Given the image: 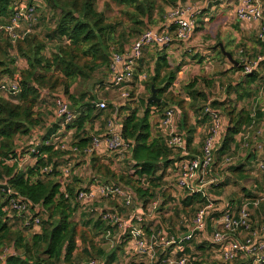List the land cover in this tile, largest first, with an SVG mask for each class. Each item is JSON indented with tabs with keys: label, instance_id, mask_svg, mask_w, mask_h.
Here are the masks:
<instances>
[{
	"label": "trees",
	"instance_id": "trees-1",
	"mask_svg": "<svg viewBox=\"0 0 264 264\" xmlns=\"http://www.w3.org/2000/svg\"><path fill=\"white\" fill-rule=\"evenodd\" d=\"M17 1L23 0H0V27L9 24ZM33 1L29 0L31 3ZM44 1L47 8L55 14V18L57 17L55 26L49 30L47 40L42 39L35 31L40 22V10L37 23L32 28L33 31L23 39L13 43L4 31L0 32V78L16 80L20 87L19 94L10 97L11 99L0 96V264H75L78 258L82 260L90 258L87 262L89 264L92 259H95L94 254L99 258V264H116L126 250L127 235L120 233V241L117 243L119 246L117 245L109 252L92 246V242L88 244L79 224L73 219L78 208L76 194L79 191H76L78 185L75 183L80 180L73 177L72 182H69L68 179L65 192L62 191L64 179L58 170L60 166H63L60 160L65 159L64 163H70L76 155L56 151L53 146L42 145L38 148L40 155L36 157V163L25 171L20 170L19 163L28 153L22 147H17V140L20 137L29 136L41 125L42 119L38 116L36 108L42 92L52 93L63 90L60 96L72 103L77 118L68 126V129L76 130L77 140L74 141V145L80 149L86 147L92 138L87 132L86 125L103 116L108 109H112V112L117 113L120 119L123 138L132 145L129 152L133 164L132 170L115 171L112 163L105 162L97 152L84 162L95 178H99L106 184L122 186L130 190L138 207L145 214L152 213L149 205L158 199L157 192L161 190V184L167 172L171 167L177 168V164L183 159V150L177 149L181 151L182 156L177 155L175 153L177 150L166 144L165 137L161 133L154 136L151 118L158 112L163 115L169 107L176 108L180 115V134L186 137L188 152L194 142L196 128L190 125L189 110L195 105L188 104L185 98L171 91L181 66L172 68L166 55L156 61L154 73L147 77L146 85L150 94L152 88L156 90L161 102H148L149 97L141 100V104L146 106L142 115H139V106H132L133 103L132 105L124 104L121 108H114L110 104L102 110L94 105L95 102L97 103L96 97H92L89 93L87 95V92L77 95L73 88L79 81H89L97 71L107 68L109 70L111 47L119 46L118 51L124 52L127 50L125 48L127 44L133 42L146 30L153 28L157 23L156 17L163 20L167 10L186 0H106L105 11H98V0ZM111 3L119 8V14L112 19V22L106 14V11L111 8ZM50 43H56V49L47 56L45 51ZM261 44L264 48V44ZM13 48H17V56L12 55ZM231 54L233 55L232 52ZM261 54L264 55V50ZM19 59L25 61L23 68L18 67ZM231 70L243 72L244 66L241 63L239 66L232 65ZM260 79L261 73L257 70L245 74L241 81L228 87L227 93L235 95V101L226 99L222 102H211L212 108L221 111L228 119L224 137L215 156L223 157L230 153L237 137L245 134L247 129L253 127L256 121L263 117L260 111L253 115L245 106L239 107V103L255 96L253 85ZM201 80L204 81V79L195 78L184 88L194 101L205 98L196 90ZM132 87L130 99L137 91L134 85ZM152 108L158 109L157 112L152 114ZM200 108L196 113L202 111L204 119L210 122V114L205 112V107ZM80 131H83L84 135L81 136ZM51 135L50 131L47 135H41L39 139L44 142L51 139ZM9 161H15V163L9 165L7 164ZM47 167L51 168V172L44 173ZM241 171L243 172V167H235L232 172ZM159 172L161 174L157 175ZM184 193H186L183 201L185 208L193 210L207 204V200L201 194L189 195L187 191ZM16 196L28 199L46 213L47 219L42 221L40 232L31 234L29 229H22L18 223L14 225L11 223L8 213L4 212L3 208ZM165 196L166 194L163 193V197ZM74 201L76 203H73ZM167 205L168 202L164 201L158 207L159 209L153 211L161 212ZM260 210L264 211V203L261 204ZM160 216L166 222L165 217ZM143 220L149 222L145 217ZM153 224L150 221L148 227L143 226V231L148 237L156 233ZM105 225L101 220L94 222L92 229L89 224H85L90 228L89 233L93 236L108 230L115 234L117 228ZM173 228L176 231L175 227ZM186 230L188 233L190 226ZM160 231L161 227L158 225L157 232ZM78 239H81L85 246L81 255L77 253ZM192 241L181 243L183 252L180 256L189 252L186 247ZM7 247H12L17 254L3 257L4 249ZM199 249L205 251L206 247L199 245ZM193 264L203 263L196 261Z\"/></svg>",
	"mask_w": 264,
	"mask_h": 264
},
{
	"label": "built area",
	"instance_id": "built-area-1",
	"mask_svg": "<svg viewBox=\"0 0 264 264\" xmlns=\"http://www.w3.org/2000/svg\"><path fill=\"white\" fill-rule=\"evenodd\" d=\"M238 1L235 10L238 21L252 25L257 31L258 40L264 44L263 0ZM42 5V0H34L32 3L29 0L15 2L14 13L9 24L1 26L0 32L4 31L13 43L18 39H23L33 31L32 28L37 23L38 12ZM198 15L197 7L178 4L166 14L165 19L168 23L165 26L160 29L150 28L146 30L131 43L125 52L113 51L109 65V86L117 90L123 99H130L136 70L144 58L145 51L147 49L165 48L176 41L189 45L196 35ZM259 63L260 59L258 58L256 62L242 64L244 66L243 74L252 73ZM146 78L147 76L144 75L143 80ZM19 92L20 87L16 80L7 77L0 78V96L12 98ZM55 104L56 117L63 127H68L77 118L71 103L63 96H58L55 98ZM96 106L102 110L107 108L106 102H99ZM154 112H157L156 108L152 114ZM205 112L210 114L209 128L203 140L201 152L196 156L188 154L186 137L181 135L179 130L180 115L177 109L169 107L159 118V129L165 137L166 144L172 149L183 150V159L176 168V187L181 191H187L189 195L201 194L207 200L206 205L197 209L190 225V231L180 237V242H175L172 237H166L162 231L150 237L146 236L143 231V218H147V215L138 206L129 214L127 220H124L117 209L105 210L101 213L100 220L102 222L111 228H119L123 235H127L126 251L135 257L148 259L150 263L147 260L146 264H193L197 261L195 258L187 255L178 256V253L174 255V251L167 253V250L172 245H176L182 250L181 243L192 241L196 234L203 236L209 243L217 245L220 248V259L224 262H232L242 255L243 258L250 259V264H264V237L260 236V231L264 233V227L256 228L250 209L251 205L254 208L260 207L261 203L264 202V197L233 208L225 201L211 199L206 193V181L213 180L211 177L213 166L216 163L215 154L224 137L227 119L221 111L212 108L211 102L206 104ZM259 134L262 133L258 132L257 135ZM39 138H34L28 143L27 146L30 145V148H27L28 155L19 163L20 170L24 168L28 160L36 159L40 155L38 148L42 145L53 146L56 151L75 154L73 161H78L79 158L86 160L103 149L111 153L130 152L132 147L123 138L121 123H119L118 118L115 119L114 117L108 121L105 132L102 135L93 136L90 143L83 149L74 145L72 139L63 140L59 137L55 139L51 137V139L43 142ZM247 139H249L248 133L245 135V140ZM258 148H262V146L258 144ZM225 162L231 164L232 159L226 157ZM253 167L264 173V161L254 160ZM72 169V161L59 167L58 170L61 172L64 181L68 182ZM49 172H51V168L44 169V173ZM62 191L65 192L64 187ZM76 198L79 203L85 204V206L98 199L120 201L124 208H131L136 202L130 190L122 186L100 184L99 182L87 190L78 191ZM159 206V200L156 199L149 205V209L153 211ZM38 208L28 199L16 196L9 200L3 211L8 213V218L13 225L18 223L22 229H29V233L34 234L40 232L42 226L40 217L42 214L37 211ZM209 222L213 227V232L210 235ZM124 229H126L125 234ZM112 233L111 230H108L107 237L112 236ZM160 248L162 249L159 250ZM157 252L162 254L159 261L155 260ZM16 254V252L5 254L3 257ZM89 264H99V261L92 259Z\"/></svg>",
	"mask_w": 264,
	"mask_h": 264
},
{
	"label": "rangeland",
	"instance_id": "rangeland-1",
	"mask_svg": "<svg viewBox=\"0 0 264 264\" xmlns=\"http://www.w3.org/2000/svg\"><path fill=\"white\" fill-rule=\"evenodd\" d=\"M42 1L44 2V4L41 6V9H40V22H39L38 26L36 27L35 31L40 35V37L42 39L44 38L47 40V36L50 33L49 30L55 26L57 17L55 18V14L50 9L47 8L45 1L44 0H42ZM180 3L182 5H190L192 7L198 8L199 15H198L197 24H196L197 25L196 26V34L201 28L210 27L208 31L206 30L207 31V33L205 34L206 37H213L216 34L218 35L217 37H221L223 35V33L224 34L227 33L228 34V35H226L227 39L226 38L225 39H226V41L230 40L231 35L229 34V32L227 30H224V29L226 27H234L236 24L235 20H233V19L230 20L227 16H224V15L218 13V14H216V16H214L208 22H205L206 18L204 17V15H206V13H209L208 12V10H209L208 5L211 2H206L205 0H197V1L186 0V1H183ZM105 4H106V0H98V2H97L98 11H105ZM263 4H264V0H263ZM211 5H213V4H211ZM172 8H170V9H172ZM106 14H107V17L109 18V21L112 22V19L114 17L118 16L119 8L116 5H114L113 3H111V8L106 11ZM120 30H122V28H120ZM230 30L232 31V29H230ZM252 30H253V28H252ZM241 37H242V35H239V38L237 39V43L230 45V47L232 48L231 52L233 53V55H232L233 58L243 65L245 63L256 62L258 59V56L254 57V55L252 54L253 50H251L250 47L248 46V42H245L244 38L241 39ZM252 37H253L251 39L252 43H256L255 35L252 34ZM216 39H218V38H216ZM219 40H220V38L218 39V41ZM49 42H51V41H49ZM131 42L129 44H127L125 46V48L128 49L131 45ZM55 45H56V43H53V44L50 43L48 45V49L45 51L47 56H50L52 54V52L55 51V49H56ZM215 45L217 47V43ZM114 48L117 50H115ZM118 50H119V46L111 47L110 56H111V53L113 51H118ZM11 52H12L13 56L18 55L17 54V48H13V51H11ZM17 61H18V67L23 68V66L25 65V61L23 59H19ZM206 65L208 67H210L208 65V63ZM139 67H140V65H139ZM257 67L258 66H256V69H257ZM210 69L213 73H219V71H218L219 67L217 65H214V68L210 67ZM144 70L145 71L143 74H146L147 77L149 78L152 75L151 68L147 67ZM229 71L231 72V74L228 75L229 76V83L231 81L236 82L237 76H236L235 71H233V70H229ZM95 74L89 81H79L75 85V88H73L74 93L77 95H80L81 93L87 92V95L89 93L92 97H96L98 102H100L101 100H103L102 102H106L108 100V99H105V96L103 98V94H102V96H100L101 92L102 93H110L111 98L114 97V99H115V95L118 98L119 95L114 92V89L109 87L108 84H105V81H107L106 79H105V81L101 82L105 77L106 78H108V76L110 77V72H109L108 68L104 69L102 71L99 70ZM234 76H236V77H234ZM148 78H147V80H148ZM205 80L207 81L206 78L204 79V81ZM202 82H203V80H201L200 84H202ZM139 84L141 85V87H143V89H142L143 94H141L142 98L140 99V97L138 96V93L136 91L137 94H135V96L132 99L138 98V100L141 101V100L145 99L146 97L150 98L151 94L147 90V85H146L147 81L144 80L142 83H139ZM133 85L136 86V84H133ZM263 86H264V82L261 81V85L258 86L259 90H261V87H263ZM109 88H111V89H109ZM184 88H185V86H182V88L178 87L177 90H175V87H174V89H173L174 92L173 91L172 92L175 95H180L182 97L185 94ZM132 89H133V87H132ZM62 92H63V90L60 92L57 91V92H52V93L42 92L38 105L40 104L41 109H43V110L41 112L36 110V112L38 113V116L41 117V119H42L41 125L44 123V118L45 119L55 118V116H56V114H55V110H56L55 98L62 95ZM131 92H132V90H131ZM263 92H264V90H263ZM263 92H261V93H263ZM213 95L217 98H220V96H221L220 92L217 90L213 92ZM7 99H11V98H7ZM99 99H101V100H99ZM132 99L125 101V100L120 99V97H119V100L121 101V103L125 102V104H128V105H132V103H134L133 101H131ZM210 102H212V101H210ZM106 104L109 105L107 102H106ZM71 105H72V103H71ZM142 106H144V105L142 104ZM240 106H242V105H239V107ZM204 107H202V108H204ZM72 109H73V107H72ZM161 115L162 114L160 112L153 115V117L155 119V121H154L155 125L154 126L158 128V131L160 133H161V131L159 129V122H160L159 118L161 117ZM226 119H227V117H226ZM227 121H228V119H227ZM38 127L35 128L29 136L18 138L17 147H20V148L22 147L23 149H25V151H27V148L28 149L30 148V145L27 146L28 143L33 141L34 138H39L41 135L45 134ZM256 132H257L256 129H253V128L247 129L246 133L242 134V136L246 135L247 133H250V134L255 133L256 134ZM258 132L262 133L261 130H258ZM255 136L251 137L250 139H247V140L241 139L240 140L241 147L237 152L234 149H232V151L230 153H227L223 157H219V156L217 157V155H216V163H215L216 166H214V168H213V173H212V177H211L212 179H216V180H214V183L212 185H206V193L210 196L211 199L217 200V198L215 196L216 195L215 192L219 191L221 194L224 192L225 193L224 198L227 200L225 202H227V203H230L228 201L236 202L238 204L233 205V206H235V208H238L239 206H241L245 203H252V202L258 200L260 197H264V173L260 172L255 167H253V163L247 165L246 160H245V155L248 154L250 151H252V148H253V146H256V143H258L259 145L262 146L261 149L260 148H257V149H260V150L264 149V135L259 134L256 137ZM179 151L180 150H177L175 153L177 155H180L181 151L180 152ZM114 153L118 154L119 156L122 157V160L118 166H116V167L112 166L115 169V171L122 172V171L132 170L133 164L131 163L129 151H119V152H114ZM181 156H182V154H181ZM226 157H229L232 159L231 164L225 162ZM218 158H220V160H218ZM14 163H15V161L7 162V164H9V165H13ZM72 165H73V163H72ZM79 166H81V165L79 164ZM79 166H76V167H79ZM29 167H32V164L28 162L24 165V168L22 170L25 171ZM235 167H243V172L241 171L238 173H233L232 171H233V169H235ZM74 169H76V168H74ZM87 171L88 170H85L84 173H87ZM175 172H176L175 168L173 169V167H171V169L166 174V178L164 179V181L161 184V190H158V192H157V195H159L158 196L159 204L161 205V203H163L164 201H167L168 205L165 206L161 212L155 213L154 211H151L152 213H147L148 215L147 214L146 215H147V217H156V216L163 215L166 219V222L163 221L164 224L167 227L172 228L173 230H174L173 227H175V229L177 231L176 232L174 230L175 233L177 235L179 234L178 237H182L183 235L186 234V231H187L186 228L192 224L193 219L195 217V213L199 207H196L192 210L190 208H185L183 206V201L185 199L186 193H184V191H181V190H178L177 188H175V183H174L175 179H176V173ZM160 174H161V172H159L157 175H160ZM92 175H94V174L92 173L91 177H88L87 180H83L84 178H81V179L78 178L80 181L78 183H75L78 185L76 191L88 189L87 187H88V185H90V183H98L99 182L100 184H102V183L106 184V183L102 182L99 178H95V175L94 176H92ZM72 176L69 178V182H72L71 181ZM45 177L48 178V176H45ZM206 183H207V181H206ZM86 184H87V186H86ZM62 185L64 188H66V186L68 184L66 181L63 180ZM163 193L166 194L165 197H163ZM254 197H256V198L254 200H251V198H254ZM237 198L240 199V200H238V202H237ZM73 203H76V201H74ZM217 203H220V202H217ZM263 203L264 202H262L261 204H263ZM136 206H138L137 202H135L131 208H124L122 206V204L120 203V201H113L111 199H108V200L98 199L93 203L87 204V206H85V204L78 202V208H77V211H76L73 219L77 224H79L80 229L82 231V234L85 236L88 244L90 242H92V246H96L102 250H105L106 252H109L112 249H114L115 247H117V245H118L117 243H119L118 241H120V236H119L121 233L120 229L117 228L115 234L112 233V236L110 235L109 237H107V232H105V231H102V232L99 231L100 233H98V234L96 233V236H93L92 234L89 233L90 228L91 227L94 228L93 227L94 222L100 221L101 213L105 210L111 211L113 209H117L121 213L124 220H127L129 214L133 211V209H135ZM250 209H251L253 221L255 223L256 228L261 229L262 227H264V211L262 212L260 210V207L254 208L253 205L250 206ZM37 211L41 212L42 215H40V217H41L42 221L47 219L46 213L42 209L40 210V208H38ZM150 221L151 220H149V222ZM149 222H146L144 220L143 226L148 227ZM152 222L154 223L153 229L156 232L155 234L159 233V232H157L158 231V225H160L159 222L158 221H152ZM85 224H89L90 228L86 227ZM161 231H162V228H161ZM212 232H213V227L211 226V227H209V235ZM162 233H163V231H162ZM260 236L264 237V233L261 231H260ZM168 238H170V236H168ZM81 239H78L79 249H78L77 253H79V255L83 254L82 251L85 248ZM188 245L189 246H187L186 248L189 250V252L185 253V255L191 256L192 258H195L198 262H202L203 264H248L250 262L249 258H243L242 255H240L238 258H236L232 262H224L223 260L220 259V256H219L220 255V248L217 245L211 244L208 241H206L204 239V237L201 235L196 234L194 236V240L192 241V243L188 244ZM199 245H205L206 250L205 251H204V249L200 250ZM174 247H175V249H177L176 245L175 246L172 245V247H169V249L167 250V253L173 252ZM161 249L162 248H160L159 250H161ZM6 250H8V251L6 252ZM176 251H178V252H176L174 255H176L178 253V256H180V253L183 252V249L182 250L177 249ZM15 252L16 251L12 247H7L4 249L3 255L15 253ZM157 253L158 254H156L155 260L159 261L162 258V254H161V252H157ZM93 257L99 261V258L95 254ZM93 257H91V258H93ZM78 259H79L78 261L74 262L75 264H88L87 262L90 258H87L84 260H82L80 258H78ZM147 260L148 259H145V258L135 257L132 254L128 253L126 250H124V253L120 256V259L116 264H143V263L146 264ZM141 261H144V262H141ZM148 263H150L149 260H148Z\"/></svg>",
	"mask_w": 264,
	"mask_h": 264
},
{
	"label": "crops",
	"instance_id": "crops-1",
	"mask_svg": "<svg viewBox=\"0 0 264 264\" xmlns=\"http://www.w3.org/2000/svg\"><path fill=\"white\" fill-rule=\"evenodd\" d=\"M205 1L211 2L208 5L209 13H206V15H204V17L206 18L205 22H208L218 13L224 16H227L230 20L233 19L236 21V22L234 21L236 23L234 27H226L224 29V30H227L229 34L231 35L230 40L226 41L227 39L226 35H228L227 33L225 34L223 33L221 37H217L218 36L217 34L214 35L213 37H206L205 34L207 33L210 27L208 28L203 27L197 32V34L194 36L193 40L189 43V45L182 44L176 41L170 46L165 47V48L147 49L145 51L143 60L139 63L140 67L139 65L137 67L136 80H135L136 86L134 85L137 89L138 96L141 99L142 98L141 94H143V91H142L143 87H141L139 83H142L144 81L143 76L146 75V74H143L145 71L144 69L147 67L148 68L150 67L152 70L151 72L153 74L156 61L163 55L167 56V59L172 68L181 66V71L178 74L177 80L174 86L171 88V91H173L174 87H175V90H177L178 87L182 88V86H188L190 82H192L195 78H200V79L206 78L207 79V82L203 81L202 84L199 83L196 88V90L202 93L206 99L204 98L203 100L201 99V100L194 101L192 100L191 96L188 95V93L186 92L184 96H182L188 101V104L195 105L194 108L192 109L190 108L189 110L190 125L196 128L195 133H194V142L191 146L192 151L189 150L188 152L190 156H196L200 154L203 140L209 128V121L204 119V116L201 113L202 111L197 112V113L196 111L200 107H204L206 103H209L210 101L222 102V101H225L226 99H231V101H235V95L233 94L229 95L227 93V90H228L229 85H235L236 83L241 81L244 77V74L242 71H235L236 76H237V77L234 76L236 77V82L231 81L230 82L231 84H230L228 75L231 74L229 70H231L233 64L228 60V58L224 54H222L223 55L222 56L219 51H221L220 45H222L225 51L231 53L232 48L230 47V45L237 43V39L239 38V35H242L241 39L244 38V41L248 42V46L250 47L251 50H253L252 54L254 55V57L258 56V58L260 59V63L256 70L261 73L260 81L255 83V85H253L255 96L251 99L244 100L243 102L239 103V105L245 106L248 110H250L253 113V115L258 113V111H260V113L263 114V117L260 120L256 121V124L252 127L253 129L257 130L256 134L248 133L249 139L251 137H254L255 135L257 136L258 130H261L262 135H264V92H263L264 86L261 87V90H259V87H258L259 85H261V81L264 82V55L262 56L261 54L264 48L261 42L257 38V31L252 25L238 21L236 14H235V10L239 3L238 0H205ZM168 12L169 10H167L166 14ZM165 16L163 20H161L159 17H156L155 20L157 23L153 26V28L160 29L163 26H165L168 23L165 19ZM230 29H232V31ZM252 34L255 35L256 43H252L251 41V39L253 38ZM216 38L218 39L220 38V40L218 41V39ZM216 43H217V47L215 45ZM207 63L211 68H214V65H217L219 67L218 69L219 73H213L210 67L206 65ZM105 79L107 81H105ZM102 81H105V84H108L109 86V76L108 78H104ZM216 90L220 92V95H221L220 98H217L213 95V92ZM114 92L119 95L120 99L125 100L120 96V93L117 90L114 89ZM100 94H101L100 96H102L103 94V98L105 96V99H108L107 101L106 100L105 101L109 105L112 104L114 108H121V106L125 104V102L121 103V101L119 100V97L117 98L116 95L114 99V97L111 98L110 93L101 92ZM102 101L103 100H101L100 102ZM131 101L134 102L132 106H135V105L139 106V109H140L139 115H142L144 110L146 109V106L145 105L142 106L141 101H139L138 98L132 99ZM97 103L99 102L97 101ZM97 103L95 102V106ZM152 109L154 110L155 108H152ZM36 110L40 112L43 110L41 109L40 104L37 106ZM113 117L117 119L118 114L115 112H112V109L111 110L108 109L107 111H105L103 116L92 121L91 123H88L86 127L88 129L87 132L89 136L93 137V136L102 135L106 130L108 121L111 120ZM118 121L120 123V119H118ZM154 121L155 119L154 117H152L151 118V122L153 124L152 132L154 136H157L160 134V132L158 131V128L154 126L155 125ZM38 128L41 129V131L45 133L43 135H47L51 131L52 135L50 137H52L53 139H55L56 137H59L60 139H63V140H68V139H72V141L77 140L76 133H75L76 130L68 129V127L66 128L63 127L61 125L60 120L57 119L56 116L55 118H49V119L44 118V123ZM80 133H81V136L84 135L83 131H80ZM241 139L245 140V135L242 136L241 134L240 136L237 137L236 143L233 147V149L236 152L241 147L240 145ZM257 148H258V143H256V146H253L252 151H250L248 154L245 155V160H246L247 165L253 163L254 160L264 161V151H263L264 149L260 150L261 148L260 149H257ZM97 153L100 157L104 159L105 162L112 163L114 167L118 166L122 160V157L119 156L118 154H115L114 152L112 153L108 152L104 149L99 150V152ZM64 161L65 159H62L60 160V163L62 165L68 163V162L64 163ZM71 161L73 163V169L76 168L74 170L72 169L73 170L72 178L75 176L79 179L84 178L83 180H87L88 177H91L92 172L89 169L88 165L84 162L85 160H78V161L71 160ZM28 162L31 163L33 166L36 163V159L31 158L26 163ZM79 164L81 166H79ZM76 166H79V167H76ZM85 170H88L89 172L87 171V173H84ZM72 178H71V181H72ZM214 180L216 179L208 180L206 185H212ZM94 184L95 183H90L88 187L89 186L93 187ZM175 188H177L176 184H175ZM215 194H216L215 196L217 200L227 201L224 198V194H225L224 192L221 194L218 191V192H215ZM238 200L240 199L237 198V202ZM228 202H230L229 205H231L233 208H235V206L233 205L238 204L236 202H231V201H228ZM176 248L179 249L178 246H176ZM177 249H174L173 254L176 253ZM141 262H144V261H141Z\"/></svg>",
	"mask_w": 264,
	"mask_h": 264
},
{
	"label": "water",
	"instance_id": "water-1",
	"mask_svg": "<svg viewBox=\"0 0 264 264\" xmlns=\"http://www.w3.org/2000/svg\"><path fill=\"white\" fill-rule=\"evenodd\" d=\"M220 48H221V51L223 52V54L228 58V60H229L233 65H235V66H239V62L236 61V60L233 58V56H232L231 53L225 51V49H224V47H223L222 45H220ZM154 101H156V102H161V99H159V98L157 97L156 90H155L154 88H152V95H151V97L148 99V102H154ZM94 105H95V103H94ZM141 213H142V212H141ZM147 218H148V220H151V221H158L159 224H160V226H161V228H162L163 234H164L166 237L170 236V237L173 238V240H174L175 242H177V243L180 242V240H181L180 237H178V235L175 233V231H174L172 228H169V227H167V226L164 224L163 219H162L160 216H156V217H147ZM125 233H126V229H124V234H125Z\"/></svg>",
	"mask_w": 264,
	"mask_h": 264
}]
</instances>
